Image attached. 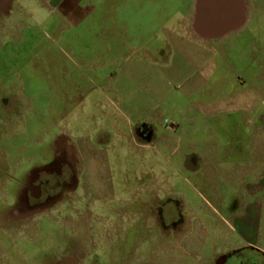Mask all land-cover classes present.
I'll list each match as a JSON object with an SVG mask.
<instances>
[{"label": "rangeland", "instance_id": "rangeland-1", "mask_svg": "<svg viewBox=\"0 0 264 264\" xmlns=\"http://www.w3.org/2000/svg\"><path fill=\"white\" fill-rule=\"evenodd\" d=\"M230 1L246 21L223 20L220 27L230 34L221 33L219 43L227 59L245 62L251 38L264 40V0ZM45 2L0 0V264H220L233 247L248 251L249 241H264V174L241 177L230 170L234 160L207 161L192 154L202 150L208 136L224 138L220 147L235 152L231 140L237 130L230 126L220 133L203 123L175 126L199 100L181 94L188 82L175 68L178 57L190 60V47L172 53L158 32V65H146L144 76L137 71L123 76V54L133 60L139 52L107 47L106 34L96 26L55 31L44 23L50 13ZM253 25L259 33L251 31ZM178 72H190V64ZM156 105V133L168 128L171 141L160 153L140 147L135 130ZM81 126L97 140L103 132L107 136L100 147L105 152L107 147L110 171L107 163L98 171L85 161L75 166ZM144 185L163 198L171 193L183 199L180 208L190 219L219 224L206 225L200 254L190 255L175 234L163 238L159 226L136 224L139 205L130 202ZM134 187L138 191L130 192ZM99 190L104 197L97 201L93 195ZM119 199L130 201L122 207ZM242 202L260 208L261 218L230 219L233 228L224 225L221 216L229 219L228 207ZM215 252L222 254L215 257ZM241 256L245 252L229 263ZM248 260L264 264L259 254Z\"/></svg>", "mask_w": 264, "mask_h": 264}, {"label": "crops", "instance_id": "crops-1", "mask_svg": "<svg viewBox=\"0 0 264 264\" xmlns=\"http://www.w3.org/2000/svg\"><path fill=\"white\" fill-rule=\"evenodd\" d=\"M45 1L50 13L44 23L54 27L55 31L60 32L64 27H69L70 30L80 26L90 31L95 30L94 26H96V31L106 34L104 41L107 47H115L118 44L117 48L135 49L134 54L136 51L139 52L140 56L133 60L123 54L122 57L126 59L123 76H129L135 71L144 76L143 68L146 65H158L159 43L165 42L172 53L174 51L178 53L179 50L182 52L180 48L190 47V60L189 57L181 56L176 59L175 64V68L178 69L190 64V72L179 74L177 69L178 74H176L186 76L185 82H188V85L185 83L184 91L180 89L181 94L198 97L199 100L188 109V113L184 112L182 121L180 118L176 119L175 126L190 123V127H195L203 123L205 128L217 126L218 131L233 126L237 130L235 138L231 140V145L236 146L235 152L227 151L224 146L220 147L224 145V138L208 136L203 139L204 146L201 151H192L193 156H199L207 161L234 160L235 163L230 170L241 177L264 174V58L259 59L257 51L259 48L264 52V40H259L258 36L251 38L250 57L245 62L227 59L226 48L220 46L219 42L223 39L221 33L225 34L224 38L230 33L220 27L221 23L227 18L233 19L237 24L246 21L245 15L237 12L233 2L230 0ZM190 2L193 3L192 8ZM222 6L224 8L227 6L229 10L222 11ZM213 7L216 10L210 11ZM238 14L241 16L238 17ZM240 28L246 29L244 26ZM260 30L257 25L251 26V31L254 33H259ZM158 32L162 35V42L158 41ZM124 33L127 35H123ZM115 34H119L117 40H114ZM195 49L202 52L201 56L195 57ZM183 52L179 51L180 54ZM159 110L157 105L148 109L144 118H140L144 122L136 125L135 129L139 137L138 145L144 148L151 147L158 151L157 153H160L164 145L171 144L170 139L165 135L168 128H165L164 133L159 136L156 133ZM81 128L82 133L74 147L75 166L85 161L90 170L92 166L97 170L108 162L107 147L105 152L100 146L106 145L103 143L109 140L104 132L98 141L94 133H85L83 126ZM149 139L152 143H149ZM106 165L109 170V164ZM80 168L82 171V165ZM92 174L96 175V173ZM140 189L142 191L139 195L133 197L130 202L132 205H139L137 208L140 210V216L136 224L148 223L159 226L163 238L175 234L176 239L183 247L185 246L190 255L200 254L203 248L202 242L206 239V225L213 224L217 227L219 224L210 220L206 222L199 217L190 219V215L183 213L180 208H183V199L180 202L171 193L163 198L156 189H152L151 185H144ZM133 191L138 190L134 187L130 192ZM250 191L253 190L249 189L248 193H251ZM101 192L99 190L93 195L95 200L103 199L104 194ZM109 194L110 191L107 196H110ZM129 201L130 199L128 201L119 199L117 202L121 203L122 207H126ZM213 208L217 210L216 207ZM259 209L256 205L248 206L246 202H242L237 207L229 206L230 217L228 219L222 215V222L233 228L230 219L258 221L262 215ZM119 215L122 216L121 213ZM123 227L121 226L119 232L121 235H123ZM78 230L77 228L76 231ZM79 240L82 242L83 238L80 236ZM263 242L249 241L251 250L248 251L243 247H233L231 254L224 256L220 264H224L225 260H232L242 252L252 257L259 254L264 258ZM220 254L222 253L215 252L212 255L218 257ZM208 263L211 264V261Z\"/></svg>", "mask_w": 264, "mask_h": 264}, {"label": "flooded vegetation", "instance_id": "flooded-vegetation-1", "mask_svg": "<svg viewBox=\"0 0 264 264\" xmlns=\"http://www.w3.org/2000/svg\"><path fill=\"white\" fill-rule=\"evenodd\" d=\"M248 257H252V256L246 255L245 258H243V256H241L240 258H242V259L241 260L239 259L240 261L236 264H256L254 261H249ZM246 258H247V260H246ZM229 261H231V260H225L224 264H230Z\"/></svg>", "mask_w": 264, "mask_h": 264}]
</instances>
